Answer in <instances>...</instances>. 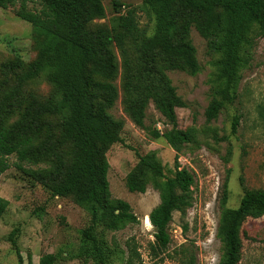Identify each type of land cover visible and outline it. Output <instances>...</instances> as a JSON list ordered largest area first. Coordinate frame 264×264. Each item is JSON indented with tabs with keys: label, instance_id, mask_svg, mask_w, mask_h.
<instances>
[{
	"label": "trees",
	"instance_id": "obj_1",
	"mask_svg": "<svg viewBox=\"0 0 264 264\" xmlns=\"http://www.w3.org/2000/svg\"><path fill=\"white\" fill-rule=\"evenodd\" d=\"M140 1V10L151 22L148 34L139 28L134 9L118 13L109 26L93 25V20L104 17L102 0H0L1 9L19 2L16 16L32 25L35 57L25 65L19 81L43 78L50 86L44 99L27 96L11 123L12 111L0 105V175L8 168L11 155L19 163H48L44 170L25 172L51 197L70 198L89 214L77 254L84 263L107 264L110 259L109 249L96 236L97 227L117 231L138 222L127 202L110 196L107 180L105 155L111 145L121 142L123 127L109 113L117 98L112 83L117 74L114 48L121 58L124 112L136 127L144 128L145 110L151 102L170 127L163 132L155 129L151 135L162 138L177 155L192 142L194 132L177 127L176 109L185 103L166 72L195 75L199 71L190 30L205 40L213 57L210 100L204 110L208 123L237 99L252 49L264 38V0ZM28 2L38 8L28 9ZM259 114L264 122V104ZM238 119L233 116L231 133ZM149 183L159 193V203L147 217L153 228L151 249L164 251L171 243L168 226L173 213L183 216L192 205L194 176L177 164L173 175L165 176L156 153L149 152L138 156L125 177V187L130 193H144ZM225 197L224 183L215 233L223 246L218 264H238L241 226L249 218L264 216V189L243 187L236 208L224 207ZM7 207L8 201L0 198V219ZM17 232L13 229L8 241L22 264ZM179 254L178 264L196 263L189 246L181 245ZM54 260L52 254L43 255L38 264H55Z\"/></svg>",
	"mask_w": 264,
	"mask_h": 264
},
{
	"label": "rangeland",
	"instance_id": "obj_2",
	"mask_svg": "<svg viewBox=\"0 0 264 264\" xmlns=\"http://www.w3.org/2000/svg\"><path fill=\"white\" fill-rule=\"evenodd\" d=\"M102 4L104 17L93 20V25L109 26L118 13L134 9L139 28L150 33L151 22L140 10V0H102ZM26 6L38 8L31 2ZM19 7L18 2L7 9L0 8V105L12 111L9 123L17 119L27 96L44 99L50 92L43 78L19 81L23 68L35 57L32 25L16 16ZM190 39L199 71L195 75L178 70L166 72L185 103V107L176 109L177 127L194 132L192 142L177 155L162 138L151 135L155 129L163 132L170 128L151 102L145 110L144 128L136 127L124 112L121 58L114 48L117 74L112 83L117 88V98L109 113L121 120L123 127L121 142L111 145L105 155L109 166L107 180L110 196L127 202L138 222L117 231L95 229L97 238L110 251L107 264H178L181 245L191 248L195 264H218L223 246L215 233L222 185L226 184L227 208L237 207L243 187L264 189V122L259 114V106L264 104V38L257 40L252 49L250 66L242 72L238 84L237 99L209 123L204 110L210 100L208 82L213 57L193 28ZM233 116L239 118L235 133L230 132ZM51 122L55 125L54 120ZM149 152L156 153L165 176L173 175L176 164L194 176L191 207L183 216L173 213L168 226L171 243L166 250L155 252L151 249L153 228L147 217L159 203V193L151 183L144 193H130L125 187V177L138 156ZM7 162L8 168L0 175V198L8 201L0 219V264H18L8 241L13 229L18 230L16 242L22 264H38V259L47 254L55 256V264H90L77 256L83 244V230L89 224L87 211L70 198L51 197L39 181L26 173L44 170L48 163H19L13 155ZM241 238L238 264H264V216L244 221Z\"/></svg>",
	"mask_w": 264,
	"mask_h": 264
}]
</instances>
